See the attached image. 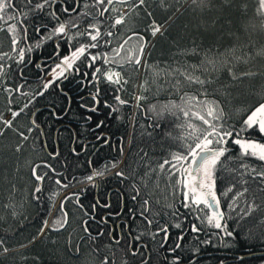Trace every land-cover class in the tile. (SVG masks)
Returning a JSON list of instances; mask_svg holds the SVG:
<instances>
[{
    "label": "snow or ice",
    "instance_id": "6c2138e0",
    "mask_svg": "<svg viewBox=\"0 0 264 264\" xmlns=\"http://www.w3.org/2000/svg\"><path fill=\"white\" fill-rule=\"evenodd\" d=\"M181 3L160 0V7L178 12ZM191 3L217 13L212 27L184 46L172 42L179 59L160 67L145 58L147 37L164 31L149 0H0V153L11 160L35 136L30 152L43 155L25 159L31 197L47 189L53 216L18 247L42 238L45 227H73L57 264H117L118 254L120 264H264L242 248L264 251V63H251L264 58V47L248 50L247 0ZM253 13L264 31V0ZM142 16L150 19L143 31ZM141 64L151 79L137 92ZM146 93L157 99L146 103ZM122 107L134 111L113 144L109 126L122 119ZM140 112L148 114L146 127L136 120ZM125 138L134 151L126 152ZM93 146L115 155L94 161ZM83 164L87 171L69 179ZM73 234L80 236L75 248ZM84 237L91 255L81 259ZM12 252L0 240V257Z\"/></svg>",
    "mask_w": 264,
    "mask_h": 264
},
{
    "label": "trees",
    "instance_id": "16d2710c",
    "mask_svg": "<svg viewBox=\"0 0 264 264\" xmlns=\"http://www.w3.org/2000/svg\"><path fill=\"white\" fill-rule=\"evenodd\" d=\"M169 2H174V0H169ZM218 2V0H213V3ZM152 5V10L154 12V18L162 25L163 34L158 35L155 39L150 36L147 37L149 40L148 48L151 51V55L148 56L145 53V58L149 65H153L155 62H160V67H165V61L169 64L173 59H179L178 57H173L171 55L172 42L180 46H184L186 42L192 39L193 34H198L197 30H203L205 27H212V20L217 15L214 10L205 9L201 11L195 5L191 3V0H182L180 11L173 9L172 11H166L164 8L160 7V0H149ZM249 4L248 16L251 18V24L249 27V39L252 41V45L249 46V51L254 52L255 49L264 47V31L259 27L260 18L255 16L253 9L256 6V0H247ZM171 17V19H169ZM150 19L146 17H141L140 30L143 31V25L149 24ZM4 33L0 31V38H2ZM252 64L259 66L264 63V58L257 56L252 62ZM145 75L141 77V73L138 74L135 71V78L132 81L137 85L136 91L139 92V82L140 79H144L146 76L151 79V72H144ZM141 77V78H140ZM257 88L261 86V81L257 78L254 81ZM132 92V88L129 86L128 93ZM149 95V100L146 103H151L156 97ZM125 98L128 95L125 94ZM166 95L162 94L158 99H166ZM243 98H241L238 103H245ZM3 100L0 99V105H2ZM134 111L130 107H122L119 115L122 116L120 121H113L109 126L110 131L114 134L113 144L116 143L115 137L119 136L128 130V125L131 122V114ZM136 120L142 126H147L149 124L148 114L146 112H140L136 115ZM67 124V121H65ZM138 130V129H137ZM151 130V129H149ZM62 135L66 134L63 131ZM11 139H15L10 134ZM35 140V136L30 137L25 150L11 158V160H6L3 153H0V240H4L6 246L13 250L9 258L0 257V264H57L58 260V250L66 246L68 243V233L73 231V227H70L68 231L58 232L55 230H50L45 227L44 231L46 235L42 238H38L35 242L28 244L27 247H18L21 244H27L31 240L32 236H35L41 226V221L45 216L48 217L49 223H51L53 216L47 212V207L49 204L47 189L45 192L40 194V199L33 201L30 191V182L28 180L29 175V165L25 163V159L30 155L32 162H36L37 158L42 156L43 153L36 151L30 152L32 141ZM0 142H3V138H0ZM141 143L140 141L137 144ZM142 143L149 149H151L152 141L145 138ZM125 150L126 152L134 151L135 149H129L127 144V139L125 138ZM89 155L93 157L94 161L99 159L101 162L104 159H110L115 152H113L109 147L97 148L93 146L89 150ZM85 158L81 157L80 160L83 161ZM17 162L21 165L19 171H15ZM129 162L134 163L135 158L129 156ZM87 164H83L82 167L75 172L69 174V179L72 176H79L87 171ZM47 183V182H45ZM110 186L115 185V178L108 181ZM15 185V191L12 190V186ZM76 184L72 185V188L64 190L63 194H67V191L73 190ZM103 186L101 185V188ZM61 197L58 195L55 203L59 202ZM91 197L85 198V203L90 200ZM163 202V201H162ZM7 205V207H5ZM15 210L19 213L17 216L13 217L12 212ZM53 212H55V207H53ZM111 223V222H110ZM95 227V225H92ZM80 239L79 235L73 234L72 245L73 248L76 246L77 240ZM89 241L87 237H84L81 243V259L89 257L90 249L88 247ZM243 251L258 253L264 252L260 249L258 245H249L247 242L242 245ZM209 253L217 256H227L229 253L220 250L213 251L209 249ZM255 257H264V255H253ZM21 257H28V259H21ZM38 257L39 259H34ZM117 264H120L121 256L118 254L116 257Z\"/></svg>",
    "mask_w": 264,
    "mask_h": 264
},
{
    "label": "rangeland",
    "instance_id": "374dc122",
    "mask_svg": "<svg viewBox=\"0 0 264 264\" xmlns=\"http://www.w3.org/2000/svg\"><path fill=\"white\" fill-rule=\"evenodd\" d=\"M136 72H137V76H138V74H140L141 73V77L143 76V75H145V69H144V66H143V64H141V66H140V68L139 69H137L136 70ZM151 72V71H150ZM140 77V78H141ZM140 81H141V79H140ZM140 83V82H139ZM138 86H139V84H138Z\"/></svg>",
    "mask_w": 264,
    "mask_h": 264
},
{
    "label": "water",
    "instance_id": "95a60500",
    "mask_svg": "<svg viewBox=\"0 0 264 264\" xmlns=\"http://www.w3.org/2000/svg\"><path fill=\"white\" fill-rule=\"evenodd\" d=\"M252 255H264V252L253 253Z\"/></svg>",
    "mask_w": 264,
    "mask_h": 264
}]
</instances>
